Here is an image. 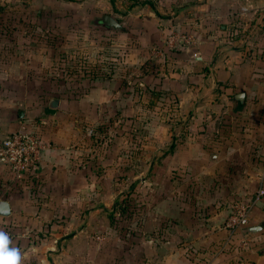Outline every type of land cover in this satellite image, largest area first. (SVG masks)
Returning <instances> with one entry per match:
<instances>
[{
  "label": "crops",
  "instance_id": "crops-1",
  "mask_svg": "<svg viewBox=\"0 0 264 264\" xmlns=\"http://www.w3.org/2000/svg\"><path fill=\"white\" fill-rule=\"evenodd\" d=\"M101 18L94 23L113 31V47L123 53V68L116 66L113 78L95 82L84 97L70 93L69 86L64 85L25 86L24 97L20 87L12 89L14 94L9 98L17 99L20 105L35 98H39L35 102L38 104L24 116L20 111L19 123L7 121L5 127V119L0 121L1 136L25 127L39 134L43 146L39 191L30 195L23 186L20 194L2 197L10 203L12 216H0V222L6 225L14 220L20 231L35 234L27 250L15 248L21 255L19 264H264V228L263 235L255 236L249 249L236 250L230 242L234 238L238 241L240 234L232 237L219 226L223 217L216 214L220 201L229 207L234 200L250 198L264 187L263 152L252 154L239 138L220 148L216 143L218 135L197 130L216 122H238L242 126L249 121L247 113L252 107L264 104V0H113V18L119 28L106 27L98 22ZM172 26L192 32L194 45L177 51L166 49L164 37ZM145 61L152 64L149 69L154 71L148 75L153 77L152 82L149 78V86L167 95L153 105V114L164 105L173 109L170 116L162 113L168 122H191V133L183 139L163 133L154 135L158 153L152 152V144L147 148V158H159L161 173H199L200 178L209 180L199 187L214 188L215 198L203 226L193 213L183 209L178 197L160 199L157 215L164 223H159L158 234L144 233L124 246L114 239L108 252L96 243L87 244V233L98 224L92 213L87 222L84 210L80 213L79 209L80 205L85 207V201L80 203V194L85 190L86 173L91 164L93 168L100 167L88 160L100 156L96 151H87V133L101 123L105 107L128 111L132 104L124 90L126 82L120 77L137 71L135 62ZM238 93L244 94L243 100L236 98ZM176 140L185 144L177 146ZM218 155L233 158L239 170L221 173L226 161ZM156 163H149L147 169L155 168ZM6 168L0 165V179ZM233 174L237 175L231 179ZM157 184L165 188L168 182ZM178 184L174 181V188ZM222 186L227 187L220 190ZM75 204V212L71 213L68 209ZM263 217L264 197L255 204L249 226L258 224ZM166 220L170 221L165 223ZM172 221L173 226L169 225ZM185 226L189 229L183 232ZM201 227L205 228L203 234Z\"/></svg>",
  "mask_w": 264,
  "mask_h": 264
},
{
  "label": "rangeland",
  "instance_id": "rangeland-1",
  "mask_svg": "<svg viewBox=\"0 0 264 264\" xmlns=\"http://www.w3.org/2000/svg\"><path fill=\"white\" fill-rule=\"evenodd\" d=\"M103 15L113 17V0H0V121L5 119L3 126H8L7 121L19 123V112L22 111L24 116V112L31 113L38 104L35 102L39 98H35L21 102L20 105L17 99L9 98L10 94H14L12 89L18 90L20 87L24 97L25 86L41 88L39 86L42 85H64L69 86L70 93L84 97L90 94L95 82L104 83L113 78L116 66L123 68V53L113 47V31L94 23L95 19ZM193 37L195 41L194 34ZM164 38L166 41V34ZM180 49L181 47L175 46L171 51ZM133 65L137 71L131 70L125 77H120L126 82L124 90L131 107L126 112L105 107L103 120L99 121L101 123L92 126L87 133V151H96L100 156V159L91 157L88 160L95 165L100 164V167L96 169L91 164L86 173L85 190H81L80 194V203L85 201V207L82 209L80 205L79 209L80 213L84 210L87 222L92 213L98 224L87 233V244L96 243L108 252L113 247L114 239L116 243L119 242V246H124L137 241L144 233L158 234L159 223H164L157 215V203L160 199L178 197L183 209L186 208L188 214L193 213L197 223L203 226L204 218L211 211L208 207L215 198L212 195L214 188L211 190L199 187L201 183L204 185L205 181H209L204 177L200 178L199 173L182 175L173 170L161 173L158 170L162 168L159 158L153 159L151 155L147 158V148L155 145L154 135L163 133L173 138L175 135V139H183L191 133V122H168L167 116L162 117V113L170 116L173 109L165 108L164 105L153 114V105L164 100L167 95L165 91H157L149 86L153 77L148 75L154 72L149 69L151 63L135 62ZM79 88L80 93H77ZM8 90L11 91L5 92ZM229 103L233 105L231 101ZM210 113L212 116L213 112ZM247 116L249 121L242 126L238 122L233 125L216 122L209 126H199L197 130L206 129L208 134L218 135L219 141L216 143L220 148L239 138V143L247 146L252 154L259 155L263 152L261 155L264 156V104L262 107H252ZM9 134L6 132L0 138ZM176 142L177 146L185 144L184 141ZM156 146L152 149L153 153H158ZM218 156L221 158V155ZM221 159L226 161L221 173L228 175L239 170L240 166L238 168L230 156ZM155 161V168L148 170V164ZM3 172L4 178L0 179V199L20 194V187L23 186L30 195H35L40 189L38 177L18 176L9 168ZM235 175L237 174H233L231 179ZM157 181L168 184L161 188ZM174 181L179 183L175 188ZM226 187L222 186L220 190ZM250 198L234 200L229 207L220 201L216 208V214L223 217L219 226L225 229L233 203ZM124 199L129 200V205H125ZM76 206H70L68 210L73 213L75 210L72 209ZM11 216L12 214L6 218ZM169 221L166 220L165 223ZM173 224L172 221L169 225ZM187 224L195 225L189 222ZM186 229H189L188 226H185L183 232ZM201 229L200 234H203L205 228ZM0 230L8 232V247L13 244L14 248L27 250L35 238L32 232L20 231L18 222L14 220L6 225L0 222ZM260 235H263L262 231L247 234L251 240L247 248L242 249L236 238L230 245L236 250H247L255 243L254 237ZM223 238L222 236L221 239Z\"/></svg>",
  "mask_w": 264,
  "mask_h": 264
},
{
  "label": "built area",
  "instance_id": "built-area-1",
  "mask_svg": "<svg viewBox=\"0 0 264 264\" xmlns=\"http://www.w3.org/2000/svg\"><path fill=\"white\" fill-rule=\"evenodd\" d=\"M192 32L181 31L177 28L169 27L166 34L165 47L173 49L178 47H189L194 45ZM161 49H156V52ZM42 143L40 136L25 127L0 138V165L6 166L14 174L29 175L33 178L38 177L42 159ZM264 197V187L261 186L255 194L246 201H237L231 205L230 214L226 220L225 228L233 237L238 233L240 238L238 243L242 249L249 247L251 240L247 234L241 231L249 226L252 211L257 202ZM3 231L8 235L6 230Z\"/></svg>",
  "mask_w": 264,
  "mask_h": 264
},
{
  "label": "water",
  "instance_id": "water-1",
  "mask_svg": "<svg viewBox=\"0 0 264 264\" xmlns=\"http://www.w3.org/2000/svg\"><path fill=\"white\" fill-rule=\"evenodd\" d=\"M99 23L104 24L106 27L109 28H119V22L110 15H105L101 20L98 21ZM236 98L242 99L244 98L243 93L236 94ZM12 213V209L10 203L6 199H0V216L7 217L10 216ZM264 228V217L263 219L256 225H250L242 229L243 234H253L256 232L261 231Z\"/></svg>",
  "mask_w": 264,
  "mask_h": 264
},
{
  "label": "clouds",
  "instance_id": "clouds-1",
  "mask_svg": "<svg viewBox=\"0 0 264 264\" xmlns=\"http://www.w3.org/2000/svg\"><path fill=\"white\" fill-rule=\"evenodd\" d=\"M9 237L0 231V264H19L21 255L18 249H9Z\"/></svg>",
  "mask_w": 264,
  "mask_h": 264
},
{
  "label": "trees",
  "instance_id": "trees-1",
  "mask_svg": "<svg viewBox=\"0 0 264 264\" xmlns=\"http://www.w3.org/2000/svg\"><path fill=\"white\" fill-rule=\"evenodd\" d=\"M129 195H130V194H129ZM130 196H131V195H130ZM123 201L125 202V205H126V206L129 205V203H128L129 200L124 199ZM124 202H123V204H124Z\"/></svg>",
  "mask_w": 264,
  "mask_h": 264
}]
</instances>
